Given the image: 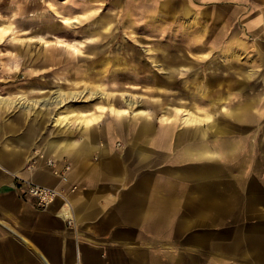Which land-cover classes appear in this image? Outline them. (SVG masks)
<instances>
[{
	"label": "crops",
	"instance_id": "crops-1",
	"mask_svg": "<svg viewBox=\"0 0 264 264\" xmlns=\"http://www.w3.org/2000/svg\"><path fill=\"white\" fill-rule=\"evenodd\" d=\"M112 1L123 8L139 0ZM159 1L156 18L168 21L175 41L170 63L179 73L185 66L174 79H200L202 92L223 91L232 103L214 122L209 112L186 109L185 124L173 126L185 135H163L176 105H149L163 111V134L148 120L95 127L109 112L76 107L72 122L51 121L59 132L41 135L40 159L26 168L36 129L51 112L0 98V264H264V135L252 131L264 130V0ZM59 17L64 30V17L77 22ZM26 42L10 48L23 55ZM78 57H69L73 65ZM62 58L56 63L68 62ZM29 84L30 92L44 91ZM149 106L110 113L148 118ZM10 107L18 108L13 117ZM80 111L95 117L79 121ZM18 176L61 195L40 208L14 187Z\"/></svg>",
	"mask_w": 264,
	"mask_h": 264
},
{
	"label": "rangeland",
	"instance_id": "rangeland-1",
	"mask_svg": "<svg viewBox=\"0 0 264 264\" xmlns=\"http://www.w3.org/2000/svg\"><path fill=\"white\" fill-rule=\"evenodd\" d=\"M159 4V0L129 1L121 8L112 0H0V97L13 99V104L17 107H21L19 102L26 104L32 101H25L26 98L43 99L53 97L58 92L65 98L61 105L48 108L51 119L43 128L36 129L37 134L34 135L31 152L34 156L26 168L29 165L32 167L40 159L39 146L43 143L41 135L48 136L50 133L52 135L59 132V127L51 121L55 123L60 121L53 117L71 114L72 122L74 119L72 116L78 114L72 111L76 107H85L97 114L109 112L102 115L95 127L102 126L106 121H125L131 126V122L136 120H148L157 124L156 133L163 134L161 132V126H164L163 111L160 107L149 105L154 102L158 105L160 103L176 105L179 110L174 113L168 132L163 135H174L176 131L180 135H185V129L177 130L173 126L185 124L182 117L186 109L194 111V115L209 112L211 122H214L220 116L219 107H227L232 103L233 97L227 96L223 91L217 95V91H210L205 86V91L202 92L200 79L193 81L174 79L184 76L185 66L180 68L179 73L176 69L179 66L170 63L171 58H174L172 47L175 41L174 36L169 33L168 21L162 24L159 18H156ZM59 15L72 16L77 22H65L67 26L64 30L59 24L61 23L58 21ZM3 27L7 30L1 33ZM25 28H30L33 32L29 34L21 32L20 29ZM93 29L97 30L93 32ZM43 31L48 34L40 35ZM87 39H90V42L84 41ZM79 41L87 45L78 46L80 53L77 47L68 44ZM24 42L28 46L21 49L23 55H17L18 52L10 48V45L12 48L25 46ZM60 43L63 46H60ZM77 54L80 57L76 59L77 65H73L69 57H76ZM58 55L63 57V61L69 58L68 62L56 63ZM10 57L17 58L11 60ZM73 70L79 71L78 74L76 75ZM22 72L17 80L7 79L10 74ZM28 72L32 75L31 78H28ZM162 80L169 83L165 84ZM29 83L42 87L44 91L30 92ZM74 91L83 94L72 97ZM128 100H132L133 104L130 105ZM108 105L117 108L127 107L132 112L133 109L149 106L152 111L148 118L138 119L129 114L119 120L112 114L117 113V110H109ZM28 106L40 108L38 104ZM17 112L18 108L10 107L6 114L13 117ZM89 114L90 112L83 116L80 111L78 120L95 117ZM70 127L77 132L76 122ZM21 129L20 126H16V130ZM252 131H255L258 137L264 135L262 129ZM242 132L247 134L246 130ZM256 147V152L262 151L261 146ZM44 162L47 166L55 163L48 165L47 159ZM67 165L68 163L63 166V170L57 166L60 174H63Z\"/></svg>",
	"mask_w": 264,
	"mask_h": 264
},
{
	"label": "bare ground",
	"instance_id": "bare-ground-1",
	"mask_svg": "<svg viewBox=\"0 0 264 264\" xmlns=\"http://www.w3.org/2000/svg\"><path fill=\"white\" fill-rule=\"evenodd\" d=\"M72 21H75V19H69V18H67V17H64L63 18V22H68V23H70V22H72ZM7 30V28L6 27H3V28H1V33L2 32H4V31H6ZM60 46H63V44H59ZM83 93L82 92H79V91H74L73 93H72V97H76V96H80V95H82ZM0 98H2V97H0ZM49 99H51V100H49ZM64 97H63V94H60V92H58V93H56L53 97L51 96V97H48V98H43V99H25V101L27 100V101H31L30 103L28 102V103H26V104H23V103H21V102H19V105L20 106H28L29 104H38L39 105V107H46V108H51V107H56V106H58V105H61L62 104V102L64 101ZM128 103L130 104V105H132L133 104V102H132V100H128ZM104 108H106L105 106H104ZM109 110H117V112L118 113H120V114H126V113H128V111H130L127 107H124V108H117V107H115L114 105H108V107H107ZM138 112H142V110H139V109H133V113L134 114H137ZM74 114V113H73ZM88 114V112H85V111H81V115H83V116H86ZM71 114H64V115H55L53 118L57 121H62L63 119L65 120V122L66 123H69V122H71ZM85 120V119H84ZM88 119H86V121H87ZM49 162H51V161H49L48 160V163ZM52 163V162H51ZM32 183V182H31ZM34 184H36V183H34ZM38 185H40V184H38ZM41 186H44V185H41ZM45 187H48V186H45Z\"/></svg>",
	"mask_w": 264,
	"mask_h": 264
},
{
	"label": "built area",
	"instance_id": "built-area-1",
	"mask_svg": "<svg viewBox=\"0 0 264 264\" xmlns=\"http://www.w3.org/2000/svg\"><path fill=\"white\" fill-rule=\"evenodd\" d=\"M48 164L51 165L52 163L49 162ZM68 168L69 166L65 167L66 170ZM14 179V187L19 189L21 193L32 196L35 199L36 205L40 208H46L58 196L61 195V191L55 187H45L34 184L19 176L15 177Z\"/></svg>",
	"mask_w": 264,
	"mask_h": 264
}]
</instances>
